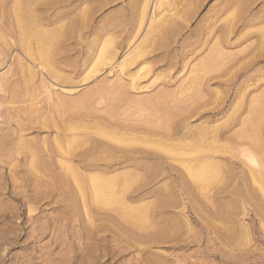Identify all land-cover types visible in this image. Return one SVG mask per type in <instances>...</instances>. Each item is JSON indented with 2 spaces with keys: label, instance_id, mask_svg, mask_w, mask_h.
Masks as SVG:
<instances>
[{
  "label": "rangeland",
  "instance_id": "374dc122",
  "mask_svg": "<svg viewBox=\"0 0 264 264\" xmlns=\"http://www.w3.org/2000/svg\"><path fill=\"white\" fill-rule=\"evenodd\" d=\"M156 1L88 0L86 4H89L87 7L94 32L88 41L93 43L102 35L99 50L117 47L119 54L115 59H108L113 65L109 64V69L108 65H104L92 83L83 84L76 79L77 83L73 84L76 89L68 83L67 86L55 84L57 88L53 86L52 93L55 88L58 91L72 90L70 93L73 95L84 89L81 91L83 93L91 89L92 84L94 87L102 81L117 83L121 76L128 79L136 77L137 84L141 86L156 81V90L171 81L173 85L165 88L169 92L177 89L181 93L180 80L185 79L182 80L185 86L193 72L188 68L177 72L176 68L163 61L154 62L157 56L171 57L172 60L176 58L173 50L180 32L171 35L169 32L164 34L158 31L174 25L176 17L180 21L187 18L194 4L197 7L194 6L193 22L201 21L210 13L212 6L223 4L225 0H193L190 2L191 7L185 0ZM263 5L264 0L249 1L250 8L246 14L250 21L247 27L249 34L244 39V31H236L235 46L230 49L235 53L231 73H222L225 66L221 68L220 82L212 85L216 89L214 95L204 90L206 98L202 100L208 103L202 109V114L187 121L188 127L185 130L193 131L194 135L187 137L186 141H169L154 135L145 138L144 133L136 134L139 139L136 138V145L139 148L162 153L166 156L165 160L138 159L135 165H128V161H118L122 153L117 152L114 154L118 155L117 160L96 163L102 170H89L84 168L83 162L77 160L60 155L52 158L54 160L48 156L42 159L43 155L39 154V162L35 167L31 156L19 159L13 155L14 151L10 149L13 144L0 145L1 151L10 154L0 157V264H264V123H260L264 122ZM144 12L145 15H142ZM128 38L135 39L130 41ZM128 41L132 43L128 44ZM104 42L109 44L105 48ZM136 46L142 47L144 54L137 63L120 71L119 61L124 60ZM9 50L4 62L0 64V132L3 133L0 139L8 138L6 134L13 133L20 123L27 122L24 125L29 126L31 122L38 125L42 122L41 118L34 121L28 119L29 115H33L29 110L32 101L14 102L4 97L13 85L11 80L16 78L13 76L17 72V57L23 56L18 48L11 47ZM38 77L34 79L35 82ZM229 79L231 81L227 82ZM59 86H64V89ZM39 89L34 90L36 94L40 93ZM189 89L192 90L191 87ZM189 89H186L187 92ZM44 91L46 93L45 88L43 92L41 90L43 94ZM146 94L143 91L138 95ZM37 100L40 99L34 102ZM42 104L38 102V106ZM257 105L259 108L262 106V110ZM128 108H121L115 114L138 123L146 119L144 111L135 110L133 106ZM253 108H256V112ZM159 114L156 118L155 115H151L154 118L149 116V121L152 120L154 124L161 122ZM248 118L255 120V123L260 121V124H256L260 126L254 127L253 120L250 123ZM18 120V123L15 122ZM87 123L91 131L110 129L119 133L115 127L98 125L94 119ZM251 125L260 129H255L258 135L251 134L254 130L250 129ZM27 127L24 130L25 137L35 138L36 135L30 133ZM244 129L246 131L242 132ZM246 132L256 135V141L250 134L246 139L243 138L248 136ZM52 135L43 132L40 139H35L41 143V137H47L52 142ZM201 150L213 151L214 154L208 152L209 155H206L207 152L202 151L201 155ZM24 151L25 148L20 150L22 154ZM170 152L173 157L169 156ZM67 163L78 165L81 170L79 175L63 170L68 166ZM107 166H111L110 170L104 171ZM137 168L138 171L132 172ZM202 172L208 174H202L201 177ZM107 183H112V188H107ZM115 197L120 200L116 201Z\"/></svg>",
  "mask_w": 264,
  "mask_h": 264
},
{
  "label": "bare ground",
  "instance_id": "6f19581e",
  "mask_svg": "<svg viewBox=\"0 0 264 264\" xmlns=\"http://www.w3.org/2000/svg\"><path fill=\"white\" fill-rule=\"evenodd\" d=\"M155 1L156 0H154V2ZM158 1L160 2L161 0ZM185 1L186 3L188 2V5H190L189 7H191V3L193 0H185ZM249 1L251 2V0H225L223 4H220L221 6L220 5L212 6L211 11H209L210 13L207 11L209 14H207L203 19L201 18L202 19V20L200 19L201 21L193 22L192 19L195 17V12H193L195 11L194 10L195 4H194V6L191 7L193 9L191 8L189 9L187 18H183V19L181 18L182 21H180V18L176 17L175 19L177 21L175 22L174 25H171L169 28H165L161 31L160 30L158 31L160 33L163 32L164 34L169 32L171 35L180 32V38L176 41L173 50V56L176 57L174 58L175 60L174 59L172 60L171 57L167 58L165 56L163 58L157 56L154 62L157 63L163 61L166 64L176 68L177 72H182V70L184 71L186 68H188L191 71V73L193 72V75L189 73V75H191L190 76L191 78H189L190 80L186 83L187 86L186 85L184 86L185 82L183 81L185 79H181V80L178 79L180 80L179 86L182 85V88H179L181 90V93L179 89H178L179 92L176 91L177 89L175 90V92H169V90L165 88V86H169L172 84L171 81L170 82L168 81V83H166L164 86L156 90V87H158L155 86L156 81L152 84H145L141 86L140 83L137 84L136 77L131 76L130 77L131 79H128L121 76L119 77L117 83L114 82L112 84L111 83L108 84L107 82L102 81L97 85H95L94 87H92L93 85L92 84L91 89L89 90L87 89L86 92L84 91L82 93L81 91L84 90L82 89L80 92H77L79 93V95H77V93L73 95L72 93H70L72 92V90L65 89V91H58L56 89L57 86L54 85L55 84L66 85V83H68V84H72V86H74L75 88V85L73 84L77 83L76 79H79L78 82L83 84H87L91 81L93 82L95 78L98 76V74L101 72L104 65L105 66L108 65V69L111 65H113L111 64L112 62L111 63L108 62L109 61L108 59L109 58L115 59L117 54H119L118 50L116 49L117 48L116 46H115L116 48L112 50L111 49L105 50L103 48L99 50V46L101 45L100 42L102 39V35L100 37L98 36L96 40L94 39L95 41L93 40L94 41L93 43L88 41L91 33L94 34V32H92L91 29L92 18L90 16V12H89L90 10L87 7L89 4L88 5L86 4L88 0H2V1L0 0V64L4 62V58L6 57L8 51H10L9 49L11 47L18 48L20 51H22L21 53H23V56L27 59L24 60L25 58L23 56L17 57V63H16L17 72L16 74H14L15 76H13L16 78L11 80V84L13 85L11 89L7 90L6 92L7 94L6 95L4 94V97L6 98L9 97L14 102L32 101L31 102L32 106L30 107L29 110L31 111L30 113L33 115L32 116L29 115L28 119L34 121V119L37 120L41 118L43 122V123L39 122L41 125L31 122L29 126L27 124L28 127L24 125L27 122L24 124L20 123L16 125L17 126L16 130L11 134H9L7 132L8 130H6L8 134L6 133L5 134L8 136V138L2 137V139H0L1 140L0 145L5 146V145L13 144L10 147V149L14 151L13 155H17L16 157H19V159H28L29 156H31L32 164L35 167L36 164L39 162L38 161L39 154L43 155L42 159L47 156H48L47 158L50 157L52 159L55 156L60 155V157L61 156L67 157L73 161L77 160L78 162L81 163L83 162L84 168L89 170L98 169L99 166L96 163H99L100 161L104 162V160H106L112 162L117 160L118 155H116L117 157L114 155L117 152L122 153V155L120 156L121 159L118 158V161L119 160L128 161V165H135L138 162V159L165 160L166 156L162 153H158L152 150H147V148L146 149L141 147L139 148L136 145V143L138 142L137 141L138 137H136V134L144 133L147 135V136L145 135V138L148 137V135L151 136L154 135L155 137L156 136L160 137V139H169V141L170 139L186 141L185 139L187 137L189 138L192 136L193 131L191 130L187 131L185 130V128L188 127V122H189L188 120L194 116H200L202 114V109L204 108V106L207 105L208 102L202 100L203 97H205V95L203 94L204 90H208L210 95H214L216 89H214L212 85L220 82L219 77H221L222 73L225 74L231 73L232 67L234 66L233 60L235 53L230 49H232L235 46L236 40H234V35L236 31L237 30L244 31L243 32L244 36H242L244 37V39H246L249 34L247 33L248 32L247 27L250 25V21L246 16L250 8ZM146 6L148 5H145V7ZM263 7L264 5L261 8ZM145 9L146 8H144V10ZM142 15H145V12ZM223 15L225 16L223 17ZM141 18L143 19V17ZM99 23H101V21ZM138 28H136V30ZM149 29L151 30V28ZM152 32H154V29L152 30ZM98 33L100 34V32ZM103 34L105 36V33ZM134 39L130 38L129 40L132 41ZM130 41H128V44L130 43ZM105 43L106 42H104V48L105 45H109ZM144 44L145 43H143V45ZM101 47H103V45ZM119 47H121L120 44ZM141 48L139 46L135 50H132L126 57L124 56L125 57L124 60L119 61V63L120 62L121 63L118 66L119 68L118 67L117 68L120 69V71H124L125 68H128L132 64L137 63V60L140 58V56L144 54ZM145 53L148 52L146 51ZM146 55L147 54H145V56ZM147 60L144 61L146 62ZM222 67H224V69ZM221 68L223 69L222 73L220 72ZM148 70H149V66H148ZM37 76H39L38 78L40 79L37 80V82L39 81L38 82L39 84L34 80L35 78H37ZM230 81H231L230 79L227 80V82ZM53 86L56 87L54 89L55 90L54 93H52ZM77 86L79 87V85ZM188 86H190L192 90H190L189 89L190 87L188 88ZM37 87L40 88L42 92L43 89L45 88L47 96L44 91L45 97H42L44 96V94L41 92L40 89H39L40 93L36 94L34 90L38 89ZM62 87L64 89V86H61L60 88ZM1 88H2V84H0V93H1ZM186 89L187 90L189 89L190 91L187 92ZM142 90L145 91L147 94L138 95L139 93L143 92ZM262 96H264V94ZM36 99H40L37 101L41 102V104L43 102V104L41 106H38V102H34L36 101ZM257 102L258 104L261 105V102L260 103L259 101ZM132 106L133 108L136 107L135 110L138 109L139 111L142 112L144 111L146 113L144 115L146 119L143 122L141 120H140L141 122L139 123L136 120L135 122L134 120L129 121V118L123 119L121 115H118V113L115 114V111L118 112L120 111L121 108L124 109ZM252 106H254V104ZM257 106H258L257 108H259V105ZM263 107L261 106V108L259 109L262 110ZM255 109L253 108L254 112H256ZM158 114H159V118H161V120L159 119V121L161 122L158 121L159 123L156 122L155 124L151 123L152 120L150 122L149 121L150 119L148 117L151 115H155L156 118ZM151 117L154 118V116ZM261 117L263 116H260V118ZM91 119H94L98 125L103 124L104 126L107 127H115L116 129L119 130V133L116 134L114 133L115 131L112 132V130L110 129L106 130L102 128H100L102 130L99 129L100 130L99 132L98 129H96V132L91 131L92 129L91 130L89 129L90 126L88 127V123H87ZM143 119L144 118H142V120ZM19 120L15 122L18 123ZM248 120L251 121L250 123H252L253 119L251 120L248 118ZM254 121L255 120H253V122ZM258 123L254 122L255 124L254 127L256 126L259 127L260 125L259 126L256 125ZM260 123H264V122L261 121ZM26 127L27 130L30 129V133H34L36 135L35 138L37 137L39 138L43 132H47L49 135L53 134L54 139L52 142H49V139L47 137H41V143H38V141L33 137L32 138L25 137L24 130L26 129ZM254 127L252 126L250 129ZM6 128L7 127H5L4 130ZM256 128H254V130L252 129V132L250 131L251 134H255V133L257 134V131H255ZM213 129L214 128H212V130ZM256 130L259 131L260 129L258 128ZM243 131H246V129L242 130V132ZM2 134L0 132V136ZM215 134L213 135L215 136ZM247 134L248 136H244V137L241 136V137L243 138L249 137L250 133ZM251 134L250 136L252 137V139L255 140L256 135H251ZM131 135H133L132 138L130 137ZM17 138L18 140L14 141ZM252 139H250V141ZM150 143H152V141ZM163 146H165L164 142H163ZM22 148H25L24 154L20 152ZM42 148L44 149L42 150ZM162 149H164V147ZM189 149H192V147ZM168 150L169 149L167 148L166 151ZM202 151L205 153L207 152L206 155L207 154L209 155V153H211V155L214 154L213 151L212 153L209 150L207 151L201 150L200 152L201 155L203 154ZM164 153L166 152L164 151ZM171 153L172 152H170L169 156L170 155L172 156ZM200 153L199 156H201ZM8 154H9L8 151L0 150L1 158L3 155H8ZM135 154H140L141 156H135ZM44 160H46V158ZM41 161L43 162V160ZM64 162L66 163V161ZM44 166L46 165L44 164ZM110 168L111 166H107L103 170L107 171L110 170ZM204 168L207 169L206 167ZM141 169H145V167ZM63 170H65L68 173L71 172H73L74 174L76 173L75 175H77L78 172H81L78 165L74 166L72 164L70 165L68 164V166L65 167ZM193 170L195 171V169ZM136 171H138V168L132 170V172H136ZM200 171L201 170H199L198 173ZM204 173L206 172L201 173V177L202 174ZM193 174L197 175L196 172L195 173L193 172ZM104 184L102 185L104 186ZM99 185L101 188L100 183L98 184V186ZM112 186H113L112 183L106 184L107 188L108 187L112 188ZM104 188L102 187L101 189L103 190V192H104ZM115 199L116 201L120 200V199L117 200L116 197ZM103 200L104 199L102 198V201Z\"/></svg>",
  "mask_w": 264,
  "mask_h": 264
}]
</instances>
